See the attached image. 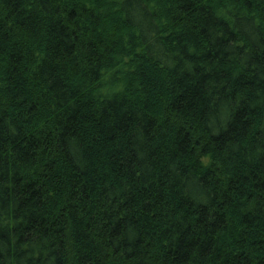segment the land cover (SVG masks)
Instances as JSON below:
<instances>
[{"label": "trees", "instance_id": "trees-1", "mask_svg": "<svg viewBox=\"0 0 264 264\" xmlns=\"http://www.w3.org/2000/svg\"><path fill=\"white\" fill-rule=\"evenodd\" d=\"M0 264H264V0H0Z\"/></svg>", "mask_w": 264, "mask_h": 264}]
</instances>
